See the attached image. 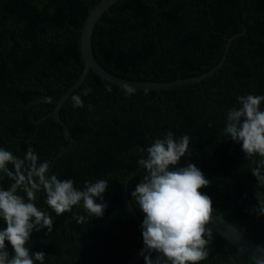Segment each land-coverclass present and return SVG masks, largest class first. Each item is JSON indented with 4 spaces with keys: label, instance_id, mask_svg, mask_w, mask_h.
I'll return each mask as SVG.
<instances>
[{
    "label": "trees",
    "instance_id": "trees-1",
    "mask_svg": "<svg viewBox=\"0 0 264 264\" xmlns=\"http://www.w3.org/2000/svg\"><path fill=\"white\" fill-rule=\"evenodd\" d=\"M100 1L0 0V148L23 158L33 147L41 161L50 163L51 173L73 180L79 189L99 179L109 185L103 217L85 224L72 218L73 212L86 215L82 203L57 216L39 193L36 206L54 223L48 236L47 229L31 234L30 252H44L43 264L130 260L143 246L144 214L131 196L145 174L137 161L168 131L176 139L190 137V155L179 166L192 163L210 181L199 191L211 198L214 213L264 248V215L252 211L255 193L264 188L251 174L241 144L223 135L228 109L238 107L237 96L264 95V0L116 2L96 24L91 44L96 62L121 79L170 83L198 77L218 64L229 38L244 34L231 42L222 68L200 85L136 89L128 96L124 87L90 71L73 93L92 90L81 96L85 106L73 108L69 98L60 109L73 143L58 156L69 145L64 129L54 116L37 122L79 78L81 29ZM44 97L53 103H37ZM13 182L4 177L0 187L6 190ZM5 227L0 219V230ZM213 238L207 260L199 264H256L215 231Z\"/></svg>",
    "mask_w": 264,
    "mask_h": 264
},
{
    "label": "clouds",
    "instance_id": "clouds-1",
    "mask_svg": "<svg viewBox=\"0 0 264 264\" xmlns=\"http://www.w3.org/2000/svg\"><path fill=\"white\" fill-rule=\"evenodd\" d=\"M135 90L133 86H124L128 96L135 94ZM91 91L85 88L81 95H71L72 107H84L81 96H88ZM236 99L238 107L228 109L223 135L241 144L250 161L251 174L264 188V95L248 94ZM37 103L53 100L44 97ZM88 109L92 110L90 104ZM190 141L188 135L176 139L168 131L163 138L155 139L145 149L146 155L137 161L145 174L131 196L144 214L140 227L145 264H199L209 256L214 239L209 224L215 209L211 198L199 190L208 187L210 181L192 163L179 166L181 158L190 155ZM0 173V180L7 177L14 181L6 190L0 187V219L6 225L0 230V264H43L45 253H31L27 247L34 231L47 229L48 236L53 229L51 215L36 206L39 193L45 194V203L57 216L72 212L74 206L82 203L86 215L72 213L78 224L87 223L91 217H103L107 208L103 202L109 186L106 179L85 181L83 189H79L73 180L58 179L51 173L50 163L41 161L31 146L23 158L0 148ZM255 199L253 213L264 215V192H256ZM6 241L13 249L11 256Z\"/></svg>",
    "mask_w": 264,
    "mask_h": 264
},
{
    "label": "water",
    "instance_id": "water-1",
    "mask_svg": "<svg viewBox=\"0 0 264 264\" xmlns=\"http://www.w3.org/2000/svg\"><path fill=\"white\" fill-rule=\"evenodd\" d=\"M119 0H101L97 3L93 9L89 12L83 26L81 29V53L83 57L84 67L76 82L69 87L63 96L56 103L53 111L43 116L37 123L44 120L49 116H54L60 126L64 129L68 139L69 145L67 149L60 152L58 156L67 152V150L71 147L73 143V138L67 129V127L63 124L62 120L59 117L60 109L63 104L70 98V96L79 89L82 83L85 81L89 72L92 71L97 74L103 81L124 87L125 85L133 86L135 89H148V90H157L161 91L164 89L174 88L176 86L185 85V84H201V82L215 74L218 70H220L225 62L226 56L228 54V50L230 48L231 42L239 35H243L244 32L229 38L221 59L218 64L210 69L208 72L193 78L187 79H178L176 81L170 83H155V82H138L131 81L126 79H121L116 76L111 75L106 72L95 60L93 51H92V34L96 24L101 19L102 15L107 12L116 2ZM209 226L213 229V231L217 232L222 238L225 239L226 243L233 245L237 248L242 254L250 258L256 264H264V248L252 241L248 238L244 233H242L232 222L227 220L222 213L215 214L213 213ZM144 248V245L128 260L125 264H139L140 261L144 258L141 255V252Z\"/></svg>",
    "mask_w": 264,
    "mask_h": 264
}]
</instances>
